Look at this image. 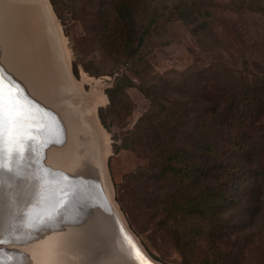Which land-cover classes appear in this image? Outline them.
I'll use <instances>...</instances> for the list:
<instances>
[{
    "label": "trees",
    "instance_id": "trees-1",
    "mask_svg": "<svg viewBox=\"0 0 264 264\" xmlns=\"http://www.w3.org/2000/svg\"><path fill=\"white\" fill-rule=\"evenodd\" d=\"M161 1L104 0L101 41L115 63L127 68L136 63L160 17L185 22L193 36L212 32L224 51L216 57V49L206 44L185 70L140 86L150 106L127 131L124 146L139 154L136 145L141 147L144 138L152 142L141 169L163 189L166 185L156 199L182 264H241L228 240L244 231L243 221L264 223V51L256 63L250 45L242 48L233 36L229 20L214 26L216 17L195 0ZM256 7L245 3L231 9L264 14V5ZM141 15L149 20L141 23L140 34ZM241 26L248 37L250 22ZM133 85L124 73L107 94L114 100ZM235 209L243 214L238 221L231 217ZM245 213L251 217L244 218Z\"/></svg>",
    "mask_w": 264,
    "mask_h": 264
},
{
    "label": "rangeland",
    "instance_id": "rangeland-1",
    "mask_svg": "<svg viewBox=\"0 0 264 264\" xmlns=\"http://www.w3.org/2000/svg\"><path fill=\"white\" fill-rule=\"evenodd\" d=\"M159 1L161 4L162 1ZM49 2L55 17L47 0L74 84L78 85L82 97L104 98V103L98 106L96 115L101 130L109 138V151L105 154L102 166L117 209L139 244L148 255L158 261L157 263L182 264L181 250L162 223V210L156 199L164 193L166 185L163 189L161 183L149 180V172L141 169V165L148 162L144 156L149 154V145H152V142L144 138L139 143L141 147L136 145L135 148H139V155L134 150L126 148L124 141L127 131L136 127L150 106V100L140 86H150L160 76L168 77L171 71L185 70L194 58L200 57L197 55L207 48L206 44H210L211 50L216 49L212 51L216 57L222 54L224 48L222 45L218 46L221 43L212 36V32L193 36L191 26L185 22L160 17L159 21L152 25L145 45L138 51L136 63L127 68L115 63L102 45L104 0H54V4L51 0ZM195 2L199 7L209 9L212 19L216 17L214 26L224 19L226 23L229 20L233 36L240 38L242 48L250 45L254 61L258 62L264 51V14L259 11L247 16L232 10L231 6L250 3L254 7H260L264 5V0H195ZM142 15L138 24L140 34L144 31L141 23L147 24L149 20L146 16L142 18ZM246 20L250 22L248 37L244 36L241 26ZM124 73L134 85L126 87L123 95L111 100L107 90L112 89L117 78ZM79 101L78 98L76 103L79 104ZM241 216L243 214L240 209L232 210L231 217L234 221H238ZM247 217L251 216L245 213L244 218ZM257 220L251 221L250 224L243 221L244 231L240 234H248L244 239L240 234H233L231 240H228L227 247L237 251L241 264H264V223L258 225ZM49 232L51 242L46 249L44 247L46 244L39 238L32 240L33 242L27 246L5 241L0 243V249L9 251L18 249L22 253L25 251L27 254L23 253L24 260L20 264H79L76 260L80 253L74 248L65 247L63 256H59V250H54L53 244L50 246L57 240L59 231ZM29 247L32 249H28Z\"/></svg>",
    "mask_w": 264,
    "mask_h": 264
},
{
    "label": "bare ground",
    "instance_id": "bare-ground-1",
    "mask_svg": "<svg viewBox=\"0 0 264 264\" xmlns=\"http://www.w3.org/2000/svg\"><path fill=\"white\" fill-rule=\"evenodd\" d=\"M11 1H14V4L9 6ZM19 1L0 0V54L3 55V57L0 56V84L3 85L5 91L10 90L20 104L29 106L30 109H24L29 114L30 121L23 129L21 136L8 148L9 153L12 152V147H19L22 149V152L19 156L12 154L7 157L5 162L12 169V172L0 171V181L7 179L6 182L10 186L8 190L11 193L12 191L14 192V194H11L13 195L12 197H20L16 201V205L20 206V210H24L28 203L29 205L32 203L30 207L34 205L42 206L50 199L51 195L48 189L52 176H57V172L59 171H67V169L61 166V161L68 157L76 163L78 158H80L76 150L85 143V148L93 150L92 155L95 161H98L97 163L105 175L102 162L104 157L106 158L105 154L109 151V138L108 135L101 130L96 115L98 106L104 103V98L102 96L98 98L89 96V99L82 97V93L76 84L75 86L77 89H75L76 87L66 84L64 87L65 89L60 88L59 94L54 90H49L47 91L48 93L46 92L47 95L43 92L35 91L33 89L34 85H29L30 82L27 83L22 73L11 67V58L14 57L13 55L17 56L16 51L20 55L25 46L26 37L30 39L33 45L35 44L39 47V40L36 38L38 32H42V34L45 32L47 36L46 41L52 46V57L54 56L55 60L61 61L62 57H65V54H63L62 41L54 25V19L47 0H30V6L21 5L18 3ZM11 20L12 22H7ZM8 29L11 30V32L6 33L5 31ZM1 49H3V53H1ZM49 58L51 62L52 58ZM49 66L50 65H47L46 67L50 70ZM58 68L62 69L63 67L61 66ZM64 71L63 69L62 72ZM3 72L4 74H2ZM48 75H50V72ZM3 78L4 80H9L10 83L13 82L14 89L9 86L10 84H8V82L5 83ZM55 89H57L56 86ZM16 90L19 92L14 93ZM25 91L30 99L35 98L47 110L44 113H40L34 105H31L28 98L26 99L24 96ZM78 98L80 100L79 104L76 103ZM56 100H59V102L61 101V103L68 106L69 109L66 107L65 110H62L53 106L54 103H52V101L54 102ZM78 106H81L82 109ZM96 131L99 133L98 135H95V133L93 134V132ZM28 136H31L32 139H28ZM41 166H46V168L42 169ZM27 169H29L30 172L42 171V178L44 179L39 182H47V184L40 188V193L36 188V186H38L37 181L31 180L30 177H28L29 179L24 177L23 174L28 172ZM44 172H47L46 176ZM103 177V180L105 179L106 181V176ZM104 187L105 189L108 187L107 181ZM86 204H97L102 208H106L104 201L95 195L92 197L88 195ZM9 209L10 208H7L6 213L10 214L12 210L9 211ZM80 213L81 212L78 211L75 214L74 212L70 214L75 218V215ZM23 216H25L24 213ZM23 216L18 219H16V217L10 219L11 222L8 226L12 225V227H10L12 233L9 234V239L17 238L20 234L25 235L27 232H31L36 228L37 221L40 222L51 218L50 213H45V215L40 217L37 213L34 214L36 220L38 219L37 221L29 222L28 220L31 219V215H27V222H25ZM50 220L52 221V219ZM116 229L121 248L125 249L137 264H161L155 263L158 261H155L151 256H147L146 251L126 227L120 214L119 224ZM4 253H6L4 259L7 260L17 255V253L8 251L7 249H4Z\"/></svg>",
    "mask_w": 264,
    "mask_h": 264
},
{
    "label": "water",
    "instance_id": "water-1",
    "mask_svg": "<svg viewBox=\"0 0 264 264\" xmlns=\"http://www.w3.org/2000/svg\"><path fill=\"white\" fill-rule=\"evenodd\" d=\"M18 3L24 6L31 5L30 0H20ZM48 3L51 7L49 0ZM11 4H14V1H11L9 6ZM51 10L54 15L52 7ZM55 20L57 21L56 18ZM7 22L10 23L12 20ZM5 32H11V30L8 29ZM46 37L45 32H43V34L42 32L37 33L36 38L39 40V47L35 44L33 45L30 39L26 37L25 46L20 55L16 51L17 56L13 55L14 57L11 58V67L22 73L24 78L27 80V83L30 82L29 85H34L33 89L35 91L47 94V91L54 90L58 93L60 88H64L66 84L76 87L72 79V75L67 67L66 57L63 56L61 61L55 60L54 56L52 57V46L47 43ZM2 50L3 49H1V51ZM1 53H3V51ZM0 56L3 57L1 54ZM49 57L52 58L51 62ZM47 65H50V70L46 67ZM61 66L63 67L62 69L58 68ZM63 69L65 70L64 72H62ZM49 72L50 75H48ZM2 74H4V72ZM4 81L5 83L8 82V84H10L9 86L14 89L13 82H11V84L9 80L5 79ZM55 86L57 89H55ZM75 89H77V87ZM17 92L19 91H14V93ZM24 96L26 99L28 98L31 105H34L40 113H44L47 110L35 98L30 99L26 94V91ZM52 103H54L53 106L62 110H65L66 107L68 108V106L63 105V103H61V101L59 102V100L54 102L52 101ZM20 105L24 108L30 109L27 105ZM78 107L82 109L81 106ZM96 132H93V134L95 133V135H98L99 133ZM85 147L86 143L81 145L80 148L76 150L80 157L76 163L68 157L61 161V166L67 169V171H59L57 172V176H52L50 187L48 189L51 196L50 199H48L42 206L34 205L33 207H30L32 203L30 205L28 203L24 210H20V206L16 205V201L20 197H12L13 195L11 194H14V192L12 191L11 193L8 190L10 186L6 182L7 179L0 181V240L4 239L2 240L3 242L9 241L10 243L13 242L19 244L20 246H27L33 242L32 240L39 238L40 241L43 240L44 244H46L44 245L46 249L48 244L51 242V237L49 236L51 233L49 231L58 230L59 235L56 237L57 240L54 241L55 243H51L50 246L52 247L53 244L54 250H59L60 257L63 256L62 252L66 248H74L80 253V257L76 260V263L79 264H137L135 260L129 256L126 250L120 246L116 229L119 224L120 212L114 203L110 188L106 187L105 189L104 187V184L106 186V181L105 179L103 180V176L105 175L101 167L98 165V161H95V158L92 155L93 150H89ZM41 168L44 169L46 166H41ZM27 170L28 172L23 174L24 177H30L31 180L33 179L34 181H37L38 186H36V188L39 192L40 188L47 184V182H39L44 179L42 178V171L30 172L29 169ZM44 173L46 176L47 172ZM88 195L90 197L95 195L102 199L106 208H102L97 204H86ZM11 197L12 200L10 201ZM7 208H10L9 211L12 210L10 214L6 213ZM78 211L81 213L75 215V218H73L74 216L70 213L74 212L75 214ZM23 213L25 216H23ZM37 213L39 217L45 215V213H50V219H52L53 222L50 219H45L40 222L37 221L38 219L36 220L34 216V214ZM27 215H31V219L28 220L29 222L35 220L37 221L36 228L31 232H27L25 235L20 234L17 238L9 239V234L12 233L10 230L12 225L8 226L11 222L10 219H14L15 217L18 219L23 216L24 221L27 222ZM28 249H32V247H29ZM7 250L9 251V249ZM11 251L17 253V255H15L12 259L7 260L4 259L6 254L4 253V249H0V261L8 262L9 264H20V262L24 260L23 253L27 254L25 251L22 253V251L18 249ZM27 252L29 251L27 250Z\"/></svg>",
    "mask_w": 264,
    "mask_h": 264
},
{
    "label": "snow or ice",
    "instance_id": "snow-or-ice-1",
    "mask_svg": "<svg viewBox=\"0 0 264 264\" xmlns=\"http://www.w3.org/2000/svg\"><path fill=\"white\" fill-rule=\"evenodd\" d=\"M29 121L30 116L24 107L19 104L10 90L5 91L3 85L0 84V171L12 172L5 161L9 155L19 156L22 149L12 147V152L9 153L8 148L21 136ZM28 139H32V137L28 136ZM0 243L3 241L0 240Z\"/></svg>",
    "mask_w": 264,
    "mask_h": 264
},
{
    "label": "crops",
    "instance_id": "crops-1",
    "mask_svg": "<svg viewBox=\"0 0 264 264\" xmlns=\"http://www.w3.org/2000/svg\"><path fill=\"white\" fill-rule=\"evenodd\" d=\"M146 254H147V253H146ZM147 256H149V257H150V255H148V254H147ZM152 261H154V260H152ZM155 261H156V260H155ZM155 263H157V262H155Z\"/></svg>",
    "mask_w": 264,
    "mask_h": 264
}]
</instances>
